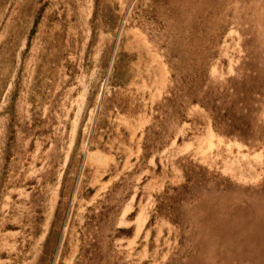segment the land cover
Instances as JSON below:
<instances>
[{"label":"rangeland","instance_id":"rangeland-1","mask_svg":"<svg viewBox=\"0 0 264 264\" xmlns=\"http://www.w3.org/2000/svg\"><path fill=\"white\" fill-rule=\"evenodd\" d=\"M241 9L0 0V264H197L206 219L264 188V37Z\"/></svg>","mask_w":264,"mask_h":264},{"label":"bare ground","instance_id":"bare-ground-1","mask_svg":"<svg viewBox=\"0 0 264 264\" xmlns=\"http://www.w3.org/2000/svg\"><path fill=\"white\" fill-rule=\"evenodd\" d=\"M238 1L242 3L241 13L250 14L251 22L264 37V0ZM239 196L236 200L243 199ZM233 209L220 219H206L219 221L220 232L206 251H201L197 264H264V188Z\"/></svg>","mask_w":264,"mask_h":264}]
</instances>
